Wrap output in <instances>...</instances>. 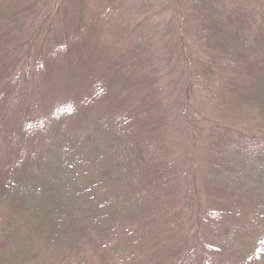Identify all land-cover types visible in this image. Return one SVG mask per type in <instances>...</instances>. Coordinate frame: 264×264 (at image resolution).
Segmentation results:
<instances>
[{"label":"rangeland","instance_id":"1","mask_svg":"<svg viewBox=\"0 0 264 264\" xmlns=\"http://www.w3.org/2000/svg\"><path fill=\"white\" fill-rule=\"evenodd\" d=\"M111 3L114 4L113 9H109ZM117 4H120L118 10L115 7ZM14 11L19 13L12 20L16 24L15 27L11 26L10 34L26 38V46L34 49V59L38 51L46 54L53 33L58 35L70 30L74 24H88L93 15L95 17L100 14L99 11L109 14L100 21L105 23L106 33L101 32L99 44L92 43L91 48L81 49L72 45L75 42L71 38L68 42L72 43L69 46L71 51L64 68L46 70L47 66H44V70L34 74L37 77L30 76L34 69L33 59L28 64L29 70H26L28 67L22 59L25 50L20 49L18 41L12 42L13 45L6 43L8 38L5 40L2 35L4 30L0 32V53L5 57L4 63L9 66L7 59L10 57L15 67L12 73L10 70L3 73L7 78L4 80L1 77V87L8 89L13 85V78L17 77L15 70L24 65L25 70L20 69L24 78L17 79L20 84L18 89H25L30 94L33 91L38 95V100L29 97L26 102L23 99L30 111L35 109V115L42 113L44 95L41 92L44 88L40 92L41 85L51 87L50 97L60 95L57 98H63L62 95L73 94L72 88L77 89L85 81L81 82L77 78L79 69H76L83 53L86 54L83 59H91L99 72V66L102 68L106 60L108 63L109 50L118 53L113 46L121 51L129 47L142 49L144 58L148 59L150 74L157 75L159 94L167 104L168 119L159 129L164 130L165 137L174 147L178 186L181 189L178 207L183 227L179 232L175 228L169 231L170 238L166 243L186 246L187 264H221L214 260L212 262L211 258L216 257H212L213 253L219 252L215 242L222 240L227 246L226 237H220L206 224L202 201L204 190L198 164L203 158L209 131L215 127L213 119L219 116L215 110L217 105V110L221 109L222 114L239 119L241 124L252 126L254 123L248 122L251 120L249 116H257L260 122H264L263 105L229 96L226 94L229 92L227 84H223L219 90L216 76L225 72L222 74L229 76L227 79L232 84L229 86L230 91L232 87V90L238 92L244 88L239 81L250 74L252 63L256 62L253 60L264 59V0H12L9 6L0 10V23L3 25L9 20L11 17L7 14ZM224 30L226 32L222 36ZM203 41L211 45L210 51L213 54L208 53L206 56L202 48ZM183 55L188 63L192 59L189 69L194 82L190 84L186 82L187 72L182 69ZM210 57L214 62L215 76L207 81L202 77L208 75V66L204 61ZM160 59L163 60L158 65ZM193 60H196L195 65ZM87 65L88 62L83 65L86 70ZM197 75L202 77L196 80ZM202 80L206 83H202ZM74 82L76 85L73 87ZM135 85L136 80L132 88H126L124 92L128 102L137 104L147 93V83H140L141 87L134 88ZM65 86L71 88L64 89ZM130 107L133 106L130 104ZM8 115L9 112L4 121L0 119V139H5L11 129L19 128L16 120H9ZM80 115L76 113L69 118L70 133L73 132V122ZM56 141L60 144L56 145L53 154L45 157L46 166L36 164L29 156L26 158L28 166L35 164L32 166L34 172L29 173L22 167L21 171L14 168L10 162L11 146L0 140V264H146L143 254L137 248L144 241L139 235L115 237V224L108 221L107 216L111 213L113 203H101L98 200L101 213L104 214L102 217H105L101 220L81 212L80 206L76 209L78 212L69 208L81 202L92 206L95 201L83 191L91 176L92 166L76 156L61 135L56 137ZM31 142L29 137L28 146ZM41 142L37 141V145L45 150ZM51 155L49 163L48 157ZM59 180V186L51 184ZM37 183L38 189L35 188ZM49 185L55 187L54 192L62 193L68 207L53 208L54 192L51 196L48 194ZM33 199L48 203L35 208L34 203L29 205ZM238 223L244 228L239 236L240 246L234 253L235 259L230 264H264V209H251L249 215ZM210 234L216 235V240L211 238L212 243L209 241ZM222 248L226 251L229 249L228 246ZM177 264H184V261Z\"/></svg>","mask_w":264,"mask_h":264},{"label":"trees","instance_id":"2","mask_svg":"<svg viewBox=\"0 0 264 264\" xmlns=\"http://www.w3.org/2000/svg\"><path fill=\"white\" fill-rule=\"evenodd\" d=\"M11 1L0 0V10L9 6ZM113 3L109 9L114 8ZM115 7L118 10L120 4ZM17 13L19 11L7 14L11 18L3 25L0 23V32L4 30L5 33L2 35L5 40L8 38L6 43L13 45L12 42L18 41L17 45H21L20 49L25 50L22 59L27 67L33 59L34 69L30 76L34 77H37L34 74L40 72L44 66H47L46 70L64 68L65 60L69 58L71 51L69 46L72 43H68L71 38L75 42L72 45L81 49L91 48L92 43L99 44L101 32L105 31V23L100 21L109 16L108 13L99 11L100 14L95 17L93 15L88 24L87 22L82 25L74 24L70 30L60 32L58 35L53 33L46 54L38 51L34 59V49L26 46L24 41L26 38H18L19 36L10 34L11 26L16 24H13L12 20L18 15ZM225 32L226 30L222 36ZM202 44L206 56L208 53L213 54L208 42L203 41ZM113 47L119 54L110 49L107 55L108 63L106 60L102 68L99 66V72L91 59L89 61L83 59L86 54L83 53L79 57L80 61L76 66L78 67L76 69H79L77 78L81 82L85 81L77 89L74 87L76 82L73 83V94H70V97L66 95H62L63 98H57L60 95L50 97L51 87L41 85L40 92L41 88H44L41 92L44 99L41 104L42 113L37 115L35 109L30 111V107L23 103V99L26 102L29 97L38 100V95L33 91L30 94L25 89H18L20 84L17 79L24 78L22 70L20 71L21 68L25 70L24 65H20L15 70L17 77L13 78V85L8 89L1 87L3 85L1 77L4 80L7 78L3 73L8 70L12 73L15 67L10 57L7 59L10 65L7 66L4 63L5 57L0 53V119L4 121L7 118L6 113L9 112V120L13 122L16 120L19 126L8 131L5 139L0 140L8 142L11 146L10 162L14 164V168L21 171L22 167L33 173L32 166L35 164L28 166L26 158L29 156L37 162L36 164L46 166L45 157L53 154L56 145L60 144L56 141V137L61 135L75 155L92 166L91 176L83 191L95 201L92 206L81 202L69 208L76 210L80 206L81 212L101 220L105 217H102L104 214L101 213L100 202L113 203L111 213L107 216H109L108 221H113L115 224L113 226L115 237L139 235L144 241L137 248L143 254L146 264H165V262L177 264L180 261L187 264L186 246L166 243L170 238L169 231L175 228L179 232L183 227L180 207H178L181 202V189L178 186L176 154L172 143L167 136L165 137L164 130L159 129L168 119L167 104L159 94L157 75L150 74L148 59L144 58L142 49L129 47L128 50L121 51ZM121 52L123 54H120ZM162 60L160 59L158 65ZM253 61L256 62L252 63L250 74L239 81L240 85H244L242 90L237 92L231 87L232 92L230 91L229 86L232 84L227 79L229 76L222 74L225 72L216 74L219 82L217 88L220 90L223 84H227L229 86L226 89L229 92L226 94L233 95L241 101L259 103L264 109V59ZM70 62L72 63L73 60ZM86 62H88L87 70L83 66ZM191 63L192 59L188 63L186 56L183 55L182 69L187 72L186 82L189 84L194 82L190 77ZM195 63L196 60H193V65ZM199 63L203 62L199 61ZM204 63L208 66L206 72L208 75L205 77L197 75L196 80L202 77L210 81L215 76L214 62L210 57ZM26 70H29V67ZM101 70L104 72H100ZM220 76L222 77L218 80ZM135 80L134 88L141 87L140 83H147V93L137 104L128 102L124 92V89L132 88ZM204 80L202 83H206ZM69 88L71 86H65L64 89ZM130 104L133 107H130ZM217 108L218 105L215 110L219 112V116L217 119L212 118L215 127L209 131V139L203 149V158L198 168L204 190L202 201L205 206L203 208L206 224L220 237H226L224 239L229 248L228 251L220 249L222 246L227 248L222 240L215 242L219 252L216 254L212 252V257H216L211 258V261L230 264L231 260L235 259L234 253L240 246L239 236L244 228L239 226L238 221L248 216L249 211L255 207L264 209V122H260L257 116H254L255 118L249 116L251 120L248 122L254 124L244 125L239 119L226 117L221 113L222 110ZM76 113L81 115L73 122L71 128L73 132L70 133L69 118ZM29 137L32 140L30 146L27 144ZM39 140H42L41 144L45 145V150L37 145ZM51 160L52 155L48 157V162L50 163ZM59 176L64 178L62 173H59ZM17 178L19 179L18 176ZM60 181H52L51 184L59 186ZM38 186L37 183L35 188L38 189ZM48 188V194L51 196L55 187L49 185ZM76 190L79 191L78 188ZM32 192L37 194L36 191ZM48 194L45 192V195ZM52 200L54 209L68 207V204L64 203L66 198L62 197V193L54 192ZM33 203L35 204L33 207L39 208L48 202L33 199L29 205ZM64 213L66 214V211ZM210 236L209 241L212 243V239L216 240V235L210 234Z\"/></svg>","mask_w":264,"mask_h":264}]
</instances>
